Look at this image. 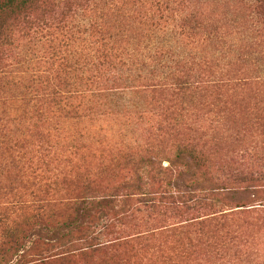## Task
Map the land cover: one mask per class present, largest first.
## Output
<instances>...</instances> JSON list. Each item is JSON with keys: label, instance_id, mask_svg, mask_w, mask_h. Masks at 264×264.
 I'll return each instance as SVG.
<instances>
[{"label": "trees", "instance_id": "obj_1", "mask_svg": "<svg viewBox=\"0 0 264 264\" xmlns=\"http://www.w3.org/2000/svg\"><path fill=\"white\" fill-rule=\"evenodd\" d=\"M121 1L0 0V77L24 44L49 50L16 99L18 132L0 130V264H264L242 234L264 228V74L251 75L264 69V0H218L222 11L134 0L153 27L231 33L232 52L177 61L182 70L143 85L136 142L98 157L57 133L60 119L93 112L99 92L66 88L64 50L74 17L93 19L90 37L107 48ZM105 48L98 78L113 57Z\"/></svg>", "mask_w": 264, "mask_h": 264}, {"label": "rangeland", "instance_id": "obj_2", "mask_svg": "<svg viewBox=\"0 0 264 264\" xmlns=\"http://www.w3.org/2000/svg\"><path fill=\"white\" fill-rule=\"evenodd\" d=\"M193 1L203 5L207 3L209 9L222 11L216 6L221 4H217L218 0ZM120 6H123L121 11L109 18L110 29L104 37L106 44H110L107 48L90 37L88 28L93 19L74 17L70 19L71 32L68 34L70 47L64 50L68 58L65 70L70 73L67 81L71 84L66 88H73L77 84L82 90L99 92L96 98H92V104L96 105L93 112L81 119L71 115L60 119L57 133L63 145L76 142L82 151L98 157L101 153L111 154L127 149L125 146L136 142L139 132L135 129H139V118L148 109L147 99L140 94L143 85L161 82L172 71L182 70V65L176 64L177 61L183 60L189 66L192 61L209 58L215 53L221 57L230 56L232 52L231 33L224 40L205 32L194 35L189 26L184 33H179L177 20L169 21L165 26L153 27L145 17L138 16L140 10L134 0H123ZM211 20H215V17ZM234 37L237 42L241 41L237 35ZM104 48L106 51L109 48L113 57L104 63L106 69L101 73L104 72L105 76L98 78L99 72L92 64L99 62L96 61V50ZM48 54L44 43L24 44L15 59L18 63L13 65L7 76L0 77V130L4 134L6 130H10V134L18 132L16 99L31 92V87H25L24 82L44 70L42 63ZM71 69L75 72H71ZM260 74H264V69L254 70L251 75L256 77ZM81 75L83 80L97 79L99 83L88 87L80 80ZM244 233V238L251 240L249 256L254 257L250 252L260 254L264 249V228L249 224L244 228Z\"/></svg>", "mask_w": 264, "mask_h": 264}]
</instances>
